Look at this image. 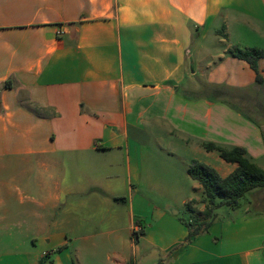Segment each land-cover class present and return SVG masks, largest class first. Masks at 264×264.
Masks as SVG:
<instances>
[{
	"label": "crops",
	"instance_id": "obj_1",
	"mask_svg": "<svg viewBox=\"0 0 264 264\" xmlns=\"http://www.w3.org/2000/svg\"><path fill=\"white\" fill-rule=\"evenodd\" d=\"M234 47L264 48V0H0V158L37 157L43 175L40 196H25L38 212L13 215L0 197V233L43 235L0 264H264V189L190 240L176 207L201 199L193 161L222 177L237 168L203 142L244 147L264 169V125L180 93L186 79L187 95L264 92ZM160 139L181 154L171 186L192 180L165 197L153 176L142 180L145 165L162 168Z\"/></svg>",
	"mask_w": 264,
	"mask_h": 264
},
{
	"label": "rangeland",
	"instance_id": "obj_2",
	"mask_svg": "<svg viewBox=\"0 0 264 264\" xmlns=\"http://www.w3.org/2000/svg\"><path fill=\"white\" fill-rule=\"evenodd\" d=\"M262 48V47H261ZM264 49V48H263ZM262 59V58H261ZM260 59V60H261ZM259 60V61H260ZM194 84H191V81L189 79H186L181 84V91L180 93L183 94V96L187 97L191 101H197L201 97H206L211 100L219 101L223 104H226V106L230 107L231 109L237 111L239 114L243 115L245 118L249 120H253L255 124L258 126L264 125V92L259 93L260 91L254 90L253 88H250L248 90H242L240 92H237V90L233 89H220V92L214 91H204V88L199 92L201 95L196 94H186L185 91H182L185 88H190ZM208 87V86H207ZM233 90V91H232ZM262 91V90H261ZM208 95V96H207ZM205 98V99H206ZM202 99V98H201ZM161 156L159 162H161L162 168H155V170H150L151 167L148 165H145L144 171H143V177L142 180L144 182L149 183L150 177H154V182L161 183V186L158 188L157 193L161 194L160 197H165L168 193V190L171 189V184L176 183L177 181H174V178L172 179V173L168 171L169 166H172L174 164L180 163L181 160V154L172 155L169 154L170 150L167 148L168 145L163 139H160L158 141L153 140V145ZM187 155V154H182ZM37 157L36 158H28V159H22V156H11V157H4L0 158V182H8L7 186L1 187L3 190V193L0 195V197L5 198V200H10L9 206L14 211L13 215H15L16 211L21 210H35L39 211L40 206L39 204L34 201V203H30L26 200L25 196H28L31 194L36 195L37 197L40 196L38 190H37V184L38 181L43 178V175L37 165ZM181 165V163L179 164ZM212 167V166H211ZM184 173V175H183ZM184 176V177H183ZM185 172H182V179L185 180ZM180 179V178H179ZM181 181V180H180ZM192 180L188 181V184H185L183 187H172V191H177L178 189H181L182 191L187 190L189 187L192 186ZM28 183L30 184L28 187ZM185 183V181L183 182ZM15 188H18L21 190L22 193H18V191L15 190ZM148 188V187H147ZM11 190L12 193H11ZM154 194V193H153ZM250 195H247V198L241 199V205L239 208L232 210L228 207H223L217 209L216 213L217 215L221 211V209L226 210L222 211V214H225L226 212H230L231 217H236L243 211H245L246 207H250L248 203ZM156 198V197H155ZM22 199L25 203H21ZM157 199V198H156ZM168 199V198H167ZM158 200V199H157ZM188 204V203H187ZM187 204L185 206L181 203H176V207L180 210V218L185 220L193 221L192 216H194L190 211H188ZM196 204V203H192ZM191 205V206H192ZM0 215H2L5 210L4 207H0ZM176 208V209H177ZM177 209V210H178ZM252 211H255V208H251ZM48 215L50 212L45 210ZM200 215V213H199ZM229 217V215H226ZM202 218V216L200 217ZM222 218V217H221ZM37 218L31 217L29 219L30 222H35ZM44 221V220H43ZM48 221V219H47ZM4 220H0V226L1 223H4ZM1 231V229H0ZM14 234H4L0 233V253H3L6 250H10L12 248L20 249L21 251L27 250L32 251L35 243V239L42 237V234H38L37 232H28L26 233H19L20 230L16 229L14 230ZM57 251V248L55 249ZM55 256L56 252L53 253Z\"/></svg>",
	"mask_w": 264,
	"mask_h": 264
},
{
	"label": "trees",
	"instance_id": "obj_3",
	"mask_svg": "<svg viewBox=\"0 0 264 264\" xmlns=\"http://www.w3.org/2000/svg\"><path fill=\"white\" fill-rule=\"evenodd\" d=\"M230 53L234 57L246 61L256 72V84L264 85V77L259 69V60L264 57L263 48L248 47L242 49L234 47ZM4 85L12 87L13 82L8 80ZM202 145L208 151L218 152L225 161L236 163L237 168L229 176L222 177L215 168L206 163L200 161L191 163L188 173L202 185L203 192L200 200H193L186 206L195 219L188 221L181 218L191 229L188 240L208 228L218 216L217 209L228 207L235 210L240 207L241 199L247 198V195H250L248 203L251 205L253 203L251 192L264 189V169L253 160L246 148L240 146L227 147L213 142H203ZM193 202L205 205V209L200 212V215L192 208ZM201 216L202 218H200Z\"/></svg>",
	"mask_w": 264,
	"mask_h": 264
},
{
	"label": "built area",
	"instance_id": "obj_4",
	"mask_svg": "<svg viewBox=\"0 0 264 264\" xmlns=\"http://www.w3.org/2000/svg\"><path fill=\"white\" fill-rule=\"evenodd\" d=\"M59 33L61 34L62 32H61V31H59Z\"/></svg>",
	"mask_w": 264,
	"mask_h": 264
}]
</instances>
